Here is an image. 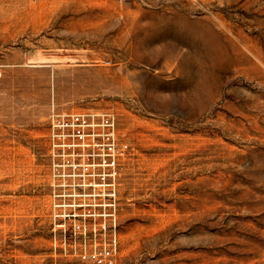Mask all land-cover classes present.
Segmentation results:
<instances>
[{
    "label": "rangeland",
    "instance_id": "1",
    "mask_svg": "<svg viewBox=\"0 0 264 264\" xmlns=\"http://www.w3.org/2000/svg\"><path fill=\"white\" fill-rule=\"evenodd\" d=\"M112 110L118 264H264V0H0V264L50 252L53 112Z\"/></svg>",
    "mask_w": 264,
    "mask_h": 264
},
{
    "label": "built area",
    "instance_id": "2",
    "mask_svg": "<svg viewBox=\"0 0 264 264\" xmlns=\"http://www.w3.org/2000/svg\"><path fill=\"white\" fill-rule=\"evenodd\" d=\"M47 135L50 252L76 264H118V186L126 156L112 110L53 112Z\"/></svg>",
    "mask_w": 264,
    "mask_h": 264
}]
</instances>
